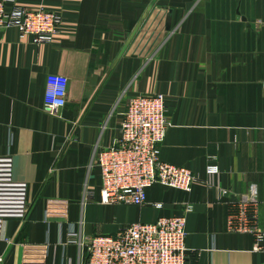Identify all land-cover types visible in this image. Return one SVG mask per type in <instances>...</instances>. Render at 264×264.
I'll use <instances>...</instances> for the list:
<instances>
[{"label":"crops","instance_id":"0c3cea01","mask_svg":"<svg viewBox=\"0 0 264 264\" xmlns=\"http://www.w3.org/2000/svg\"><path fill=\"white\" fill-rule=\"evenodd\" d=\"M14 1L63 24L48 45L0 30V156L29 186L27 217L0 220V264H86V239L186 204L188 264H264L251 235L229 230L252 191L264 230V0ZM55 77L68 87L56 116L45 99ZM156 94L171 123L161 160L189 169L193 190L155 185L143 207L107 205L96 156L120 139L130 100Z\"/></svg>","mask_w":264,"mask_h":264},{"label":"built area","instance_id":"2783aa9c","mask_svg":"<svg viewBox=\"0 0 264 264\" xmlns=\"http://www.w3.org/2000/svg\"><path fill=\"white\" fill-rule=\"evenodd\" d=\"M62 24V17L55 12L33 11L17 5L14 0H0V30L15 29L22 40L31 37L35 45L51 44L60 34ZM261 25L264 26V19ZM45 97L46 110L59 115L68 103L66 80L52 78ZM170 127L163 94L130 100L120 139L96 156L105 204L143 207L147 204L148 190L155 185L192 192L196 182L193 173L161 160V147ZM219 173L217 165L207 168L210 176ZM28 197L29 186L14 178L12 157L0 156V220L25 219L29 212ZM235 205L238 212L229 217V230L251 235L255 250L264 254V230L258 225L259 201L255 192L239 199ZM193 210L194 205L186 204L178 217L161 218L153 224L130 225L115 236L86 239V264H188L187 217ZM75 236L73 234V238Z\"/></svg>","mask_w":264,"mask_h":264},{"label":"water","instance_id":"95a60500","mask_svg":"<svg viewBox=\"0 0 264 264\" xmlns=\"http://www.w3.org/2000/svg\"><path fill=\"white\" fill-rule=\"evenodd\" d=\"M159 0H153L150 9L153 10L155 8V5L158 3ZM154 12H158L157 9L154 10ZM168 26H167V31L171 30V25H170V21H171V13L168 15Z\"/></svg>","mask_w":264,"mask_h":264}]
</instances>
